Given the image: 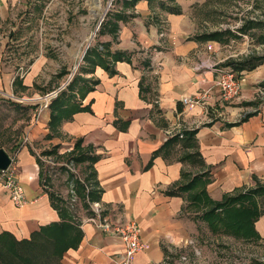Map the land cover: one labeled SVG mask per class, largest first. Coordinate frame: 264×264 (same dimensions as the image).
I'll use <instances>...</instances> for the list:
<instances>
[{
    "label": "crops",
    "instance_id": "0c3cea01",
    "mask_svg": "<svg viewBox=\"0 0 264 264\" xmlns=\"http://www.w3.org/2000/svg\"><path fill=\"white\" fill-rule=\"evenodd\" d=\"M207 2L175 0L181 13H172L140 0L130 7L123 4L110 17L98 47L110 52L107 61L114 72L101 64L90 68L85 61L80 74L86 82L81 81L73 93L77 104L86 108L64 118L56 129L49 124L51 104L44 109L30 135L34 141L47 139L48 144L39 148L42 153H35L28 144L0 145L10 155L17 154V176L27 197L26 204L17 206L0 187V241L31 239L43 226L65 221L68 214L59 207L61 199L75 217L81 239L59 256L46 257L44 263L120 264L125 248L121 237L85 223L90 213L82 191L71 180L72 197L80 200L84 212L74 211L73 204L52 185V169L64 167L47 165L40 157L66 160L64 156L78 151V141L94 157L90 180L94 201H100L113 219L136 221L148 244L131 264H172L177 249L196 241L200 211L177 188L185 174H204L209 196L218 201L264 184V100L260 96L264 61L237 70L240 96L223 99L216 83L218 72L198 66L210 59L231 67L229 62L244 56H230L236 46L209 49L217 40L200 38L213 29L203 28L202 23L209 21L190 9ZM115 22L119 28L113 32ZM239 39L242 42L235 51L248 49L246 38ZM115 52L124 58L114 61ZM183 96L198 97L201 102L189 106ZM36 112L37 108L35 116ZM185 131L196 132L188 138L182 136ZM52 149L56 152L45 154ZM86 164H76L82 179L90 172ZM171 189L177 193L168 194ZM255 226L264 236V215Z\"/></svg>",
    "mask_w": 264,
    "mask_h": 264
},
{
    "label": "rangeland",
    "instance_id": "374dc122",
    "mask_svg": "<svg viewBox=\"0 0 264 264\" xmlns=\"http://www.w3.org/2000/svg\"><path fill=\"white\" fill-rule=\"evenodd\" d=\"M161 1L167 0H152L157 6ZM122 6L123 0H0V135L4 141L0 145L11 142L19 148L28 144L37 153L48 144L45 138L35 141L30 138L39 119L37 112L35 116L38 106L26 99L58 88L76 66L74 76L78 74L85 65L83 54L89 47L98 46L102 39L100 28L96 30L99 21L104 14L106 19L107 15L122 10ZM190 11L209 21L202 23L203 28L232 32L226 41L217 40L221 50L236 46L232 53L238 55L231 57L239 58L242 53L243 59L256 63L252 56L264 55V43L250 33H244L248 36V49L235 51L239 50V37H245L227 27H238L239 32L247 19L264 20V0H208ZM63 67L69 74L60 77L57 74ZM18 75L23 77L21 84L15 82ZM54 170L51 171L54 191L66 197L74 211L84 212L80 200L72 197L68 169ZM258 201L264 215V194L258 196ZM200 214L196 215V241L177 249L172 263L183 256L186 264H246L255 258L264 260L263 235L260 240H245L213 232ZM13 258L12 254L7 256L9 260Z\"/></svg>",
    "mask_w": 264,
    "mask_h": 264
},
{
    "label": "trees",
    "instance_id": "16d2710c",
    "mask_svg": "<svg viewBox=\"0 0 264 264\" xmlns=\"http://www.w3.org/2000/svg\"><path fill=\"white\" fill-rule=\"evenodd\" d=\"M140 0H123V4L126 7L136 5ZM152 2V0H149ZM175 0L161 1L159 6L172 13H181V8L175 5ZM110 17L113 15H107L100 26V33L105 31V27L109 24ZM120 19V18H119ZM118 20V19H116ZM112 31L118 30V24L111 23ZM239 32L245 34H251L257 41L264 43V20H251L247 19L244 24L239 27ZM254 30H259V33H255ZM232 34L231 31H219L213 30L200 36L203 39H215L220 41H226V39ZM107 55H111L109 51H102L98 46L89 47L84 55V61H86L90 68H94L96 65H104L107 69L114 72L108 65ZM253 60H257L253 63L251 59H243L238 61H232L228 64L234 66L236 70L251 69L258 63L264 61V55L252 56ZM114 61L123 59V54L115 52L112 54ZM85 68L80 67V72ZM76 74L72 81L67 86V90L64 89L57 98L51 102V119L50 127L56 129L59 123L64 118L71 117L76 111L83 110L86 107H81L75 100L74 91L78 87L81 81L86 82L83 76ZM66 68L58 73V76L67 74ZM23 77L19 75L16 77L15 82L21 84ZM98 83V80L95 81ZM80 90V88H79ZM249 116V115H247ZM247 116L243 119L245 120ZM196 131H185L182 136L192 138ZM179 136V135H175ZM78 149L74 150L70 154L64 156L67 161H73L75 164H84L86 170H90L87 177L78 176L72 171H67L69 177L75 182L76 189L83 193V202L89 207L87 198L90 201H94L92 198V185L91 179L93 178L92 162L94 157L87 154L86 150L80 147V141L75 146ZM56 149L45 151V154L55 153ZM44 153V152H43ZM65 168V167H64ZM66 169V168H65ZM204 174H196L191 176L185 174V181L181 185H178V190L183 193H187V199L194 204L201 212L200 218L204 220L213 232H225L235 238L245 240H260L262 235L256 229L255 223L262 216V210L258 201V196L264 194V184H257L256 187L249 188L248 190L227 194L220 201L212 199L207 190V179L204 178ZM91 182V183H90ZM87 188L88 191H87ZM168 194H176L177 191L171 189L167 191ZM93 199V200H92ZM59 207L67 212L68 216L66 220L61 223H55L47 226H43L41 230L31 237V239L13 240L7 239L0 241V264H45L46 257L51 255L59 256L60 253L72 246H75L81 239V232L78 228L75 217L69 214V208L66 207L65 201H58ZM2 239V238H1ZM13 240V241H12ZM12 254L13 259H7V256ZM246 264H264V260L255 258Z\"/></svg>",
    "mask_w": 264,
    "mask_h": 264
},
{
    "label": "built area",
    "instance_id": "2783aa9c",
    "mask_svg": "<svg viewBox=\"0 0 264 264\" xmlns=\"http://www.w3.org/2000/svg\"><path fill=\"white\" fill-rule=\"evenodd\" d=\"M253 19H258L253 17ZM228 28L235 31L237 34L244 36L247 38V35H244L237 31L238 27L235 26H227ZM225 29H228V28ZM234 43V41H231ZM230 43V44H231ZM221 48V44L216 42L213 45H209V49ZM237 56L238 54H232ZM84 58V54L82 59ZM199 69H215L218 72L217 85L222 90V97L225 101H231L240 96L241 90V80L239 73L234 67L222 66L220 65V61H211L207 59L202 61L199 66ZM77 66L75 70L71 73L70 77L62 83L58 88H55L45 95H38L32 98H27L26 100L37 104V114L38 116L46 109L51 102L59 96V94L67 88L69 83L72 81L73 76L76 72ZM207 95V92H206ZM260 96L264 100V88L260 90ZM182 101L189 105L195 106L201 102V98L198 97H190L183 96ZM28 138L25 139V141ZM69 150V149H68ZM60 154L64 153V151H59ZM12 161L10 165L3 170H0V187L6 189L10 195L12 202L17 206H22L27 203V197L25 193L24 186L22 185L20 179L17 176V154L11 155ZM42 160L50 166L54 167H66L69 171H72L76 174H79L78 168L73 161L66 160H58L56 157L48 155L42 156L40 155ZM89 203V215L85 218V223H92L96 229L106 234L119 235L124 243V252L122 255V261L120 264H131L135 255L145 249L148 244L141 238V231L139 224L134 220H117L113 219L111 215L106 211L103 204L100 201H90ZM192 243V241H191ZM183 259L180 261H174L172 264H186V257L183 256Z\"/></svg>",
    "mask_w": 264,
    "mask_h": 264
},
{
    "label": "water",
    "instance_id": "95a60500",
    "mask_svg": "<svg viewBox=\"0 0 264 264\" xmlns=\"http://www.w3.org/2000/svg\"><path fill=\"white\" fill-rule=\"evenodd\" d=\"M103 20H104V16L99 21L96 30H98L100 28ZM85 53H84V55H85ZM11 161H12V157L9 154V152L5 148L0 147V170L6 169L10 165Z\"/></svg>",
    "mask_w": 264,
    "mask_h": 264
},
{
    "label": "bare ground",
    "instance_id": "6f19581e",
    "mask_svg": "<svg viewBox=\"0 0 264 264\" xmlns=\"http://www.w3.org/2000/svg\"><path fill=\"white\" fill-rule=\"evenodd\" d=\"M106 12V11H105ZM105 15V14H104Z\"/></svg>",
    "mask_w": 264,
    "mask_h": 264
}]
</instances>
